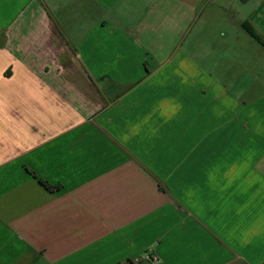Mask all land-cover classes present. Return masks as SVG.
Masks as SVG:
<instances>
[{"label": "crops", "instance_id": "obj_1", "mask_svg": "<svg viewBox=\"0 0 264 264\" xmlns=\"http://www.w3.org/2000/svg\"><path fill=\"white\" fill-rule=\"evenodd\" d=\"M244 25L264 0H0V264H264Z\"/></svg>", "mask_w": 264, "mask_h": 264}, {"label": "rangeland", "instance_id": "obj_2", "mask_svg": "<svg viewBox=\"0 0 264 264\" xmlns=\"http://www.w3.org/2000/svg\"><path fill=\"white\" fill-rule=\"evenodd\" d=\"M218 46H219V48H218L219 54L221 52L222 53H221V56H219V62L217 63L219 65L217 68H215V69L213 68V70H212L213 73H216V72L222 73L223 70L225 69L226 62L229 60V59H226L225 50L230 49L231 47H234L235 49H241L240 45L239 46H233L232 43L228 45V42H218ZM173 48H177L176 42H170L167 46V50L173 49ZM251 50L253 51V49H251ZM251 50H248V51H251ZM202 53H204V50H202ZM229 53L233 54L232 52H229ZM160 54H165V51L160 53ZM160 59H161V57H160ZM194 64L198 65L197 63H194ZM141 65H142V69H144L143 64H141ZM199 65H201L206 72H208V73L210 72V70H209L210 65L208 63V60L202 61ZM145 259H147V257Z\"/></svg>", "mask_w": 264, "mask_h": 264}, {"label": "trees", "instance_id": "obj_3", "mask_svg": "<svg viewBox=\"0 0 264 264\" xmlns=\"http://www.w3.org/2000/svg\"><path fill=\"white\" fill-rule=\"evenodd\" d=\"M245 31H247L250 36L260 45L264 48V41L260 38V36H258L256 33H254V31L247 25L243 26ZM46 189L48 190H56L57 187H52L50 186L48 183H46L45 181H39Z\"/></svg>", "mask_w": 264, "mask_h": 264}, {"label": "built area", "instance_id": "obj_4", "mask_svg": "<svg viewBox=\"0 0 264 264\" xmlns=\"http://www.w3.org/2000/svg\"><path fill=\"white\" fill-rule=\"evenodd\" d=\"M153 260H154L155 263H157V259L156 258H154Z\"/></svg>", "mask_w": 264, "mask_h": 264}]
</instances>
